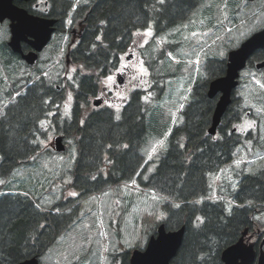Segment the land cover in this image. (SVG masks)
I'll use <instances>...</instances> for the list:
<instances>
[{
	"label": "trees",
	"instance_id": "trees-1",
	"mask_svg": "<svg viewBox=\"0 0 264 264\" xmlns=\"http://www.w3.org/2000/svg\"><path fill=\"white\" fill-rule=\"evenodd\" d=\"M52 1L49 13L38 14L58 18L57 30L61 32L74 0ZM202 1L90 0L71 15L72 24L80 23L81 29L77 43L68 52L77 67V87L73 88L70 117L61 129L73 137L79 151L75 174L81 182L75 181L74 186L86 196L137 178L143 186L165 197L166 217L162 222L166 228L185 226L183 242L172 264H224L222 253L228 246L236 243L246 229L252 233L264 225L263 218L255 217L264 211V168L243 171L236 187L227 184V192L217 190L221 194L217 199L191 201L211 194L214 180L210 176L234 160L240 144L241 136L232 126L239 121L242 105L234 100L222 118L217 136L208 133L217 99L208 96V84L225 74L227 57L211 58L201 77L192 82L189 103L181 113L183 122L174 127L170 145L146 179L141 174L146 161L141 150L148 134L145 91L136 89L126 97L115 96V106L122 111L120 117L115 106L96 108L92 100L100 94L99 81L112 74L123 63L122 56L135 47L138 30L152 28L157 35L173 31L190 19ZM260 1L259 8L264 11V0ZM19 3L32 12L37 10L29 2ZM238 10L235 8V14ZM263 25L264 21L258 28ZM177 32L172 34L176 40L165 44L158 59L165 58L167 50L182 45ZM253 60L249 65L253 66ZM21 64V57L11 50L6 39L0 40V65L11 75H19L23 71L18 67ZM150 64L154 68L159 62ZM34 78L26 75L7 89L9 103L0 119V264L41 259L71 228L79 209L60 208L56 212L53 207H41L27 192L7 187L14 170L41 149L37 137L40 121L66 99L62 90L46 83V76ZM156 79L163 83L168 79L167 72ZM15 93L18 94L13 98ZM109 94L112 96L111 91ZM235 114L238 115L233 118ZM229 198L239 205L231 204ZM130 253L126 250L115 253V257L121 259L120 264H130Z\"/></svg>",
	"mask_w": 264,
	"mask_h": 264
},
{
	"label": "rangeland",
	"instance_id": "rangeland-1",
	"mask_svg": "<svg viewBox=\"0 0 264 264\" xmlns=\"http://www.w3.org/2000/svg\"><path fill=\"white\" fill-rule=\"evenodd\" d=\"M35 2H39L40 9L43 10L45 0ZM74 2L77 6L87 5L90 0ZM259 4V0H203L190 19L173 31L157 35L153 29L138 30L135 34L138 47L135 61L138 57L139 60L133 63L137 65L134 66L135 76L125 73V82H118L117 74L125 72L124 67H121L101 80L99 96L108 101L106 105L115 106V96L128 95L135 88L145 91L148 134L141 150L146 158L145 177L154 172L161 154L167 149L171 131L182 123L181 113L189 101L192 82L201 77L208 61L211 58L227 57L232 48L263 23L264 11L260 10ZM235 8L240 10L237 14ZM79 24L73 25L69 20L65 31L56 34L55 40L41 54L40 63L33 68L27 69L21 64L18 67L23 70L22 73L11 75L0 65V119L5 114L7 89L14 81L23 79L26 75L34 78L39 69L46 75V83L62 86V92L67 96L61 108L52 110L46 119L40 121L37 137L41 149L28 160L32 162L27 161L14 170L7 187L27 192L35 197L41 207H66L65 204L69 201L72 202L68 205H72L64 211L72 209L74 205L80 206L71 228L63 232L42 256V264H120L121 259L115 258V253L144 247L150 235L157 231L156 223L162 222L166 217V199L143 186L137 178L85 199H81V191L74 186L75 181L81 182L73 174L78 168L79 152L73 137L64 134L61 128L66 115L70 114L73 104L72 89L76 87V66L66 56V50L69 45L78 41ZM176 31L182 45L177 49L167 50L165 58L158 59L165 44L176 40L172 39V34ZM2 39H9L7 23L0 24V40ZM130 52L127 51L122 56L123 65ZM153 61L159 62L154 68L150 64ZM163 72H167L168 79L160 83L156 77ZM21 74L22 77H18ZM263 76L264 72L254 73L251 67L243 73L238 93H241L246 102L242 104L241 114L244 120L243 124H237L238 131H250L252 124L255 130L253 134L247 133V142L238 146L234 160L210 176L214 180L215 190L227 192V184L231 188L236 187L238 175L243 171L255 172L264 168ZM162 84L164 88L160 90ZM109 91H112L113 100L108 98ZM246 111L251 112L250 117ZM59 135L63 136V143L66 145L64 152L56 150V138ZM255 217L264 220V211L257 212ZM250 235L251 238L247 236L246 240L256 243L259 238V244L264 239V225L258 226Z\"/></svg>",
	"mask_w": 264,
	"mask_h": 264
},
{
	"label": "water",
	"instance_id": "water-1",
	"mask_svg": "<svg viewBox=\"0 0 264 264\" xmlns=\"http://www.w3.org/2000/svg\"><path fill=\"white\" fill-rule=\"evenodd\" d=\"M18 0H0V22L10 20L11 38L8 45L15 53L28 63L34 64L41 51L51 38L54 31L55 19H49L31 14L26 8L17 4ZM28 1V0H19ZM22 41L28 42L32 50L25 53L22 49ZM259 48H264V28L253 33L240 46L228 53L226 73L213 79L208 88V96L214 97L220 93L217 101L212 124L209 128L211 134H215L221 118L231 103V96L239 84L240 72L246 67L249 57ZM264 67V61L257 64V68ZM101 99L96 101L100 105ZM62 138L58 137L56 149L64 150ZM249 230L246 229L241 238L228 246L222 253L224 264H253L257 258V264H264V241L260 244L259 252L255 243L247 241ZM185 226L177 230L167 231L165 224L158 228L157 235L151 236L145 249L133 250L130 264H172L183 242ZM251 238V237H249ZM19 264H40L37 257L21 261Z\"/></svg>",
	"mask_w": 264,
	"mask_h": 264
},
{
	"label": "flooded vegetation",
	"instance_id": "flooded-vegetation-1",
	"mask_svg": "<svg viewBox=\"0 0 264 264\" xmlns=\"http://www.w3.org/2000/svg\"><path fill=\"white\" fill-rule=\"evenodd\" d=\"M24 2V1H23ZM29 3H30V5H31V8H33V9H35V7L39 10V11H42V12H44V13H49V11L48 10H46L47 8L45 7L46 5H48L49 6V8H50V5H51V3L50 2H48V1H46L45 2V5H44V8H43V10H41L40 9V3L39 2H34V4H31V1L29 0ZM53 8V7H52ZM36 14V13H35ZM46 17H49V18H56V17H50V16H46ZM8 23V22H7ZM56 25V28H58V18H57V23L55 24ZM11 35H9V37H10ZM23 43V48L24 47H28V49H27V51L26 52H28V51H30L31 49H32V47H31V45L28 43V42H26V41H24V42H22ZM22 48V49H23ZM134 49V48H133ZM135 50V49H134ZM24 51V50H23ZM68 55H69V53H68ZM252 58H255V60H253L254 61V64H253V66L251 67V68H253L254 69V73L256 72H258V73H263L264 72V67H262V68H257L256 67V65L258 64V63H260V62H263L264 61V48H261V49H258V50H256L254 53H253V55L251 56V59ZM139 60V57L137 58V60L136 61H138ZM134 61H135V51L134 52H130L129 54H128V56H127V60H126V64H124V65H122V67H124V71L125 72H123V73H118L117 74V76H118V80H120V81H122L123 83L125 82L124 81V77L126 76V74L128 73L129 74V76H131V77H134L135 76V74H136V68L134 67V66H137V65H133V63H134ZM135 61V62H136ZM250 62V61H249ZM121 66V64L119 65V67ZM118 67V68H119ZM118 68L116 69V71L118 70ZM126 73V74H125ZM110 76H111V74H110ZM264 77V76H263ZM263 83V82H262ZM76 84H77V82H75V86H76ZM50 85V84H49ZM52 85V84H51ZM136 89V88H135ZM263 92H264V89L262 90ZM217 98L216 99V103H217V100H218V97H219V94H216L215 96H214V98ZM108 98H110V96H108ZM213 98V97H212ZM106 100H108V99H106ZM233 100H234V102L235 103H237V104H240L241 103V105L243 104V103H245L246 101L244 100V98H243V96L240 94V93H234V95H233ZM232 100V101H233ZM101 102H102V104L100 105V107H102L105 103H108V101L106 102L105 101V99L103 98L102 100H101ZM104 103V104H103ZM188 103H189V101H188ZM187 103V104H188ZM232 104V103H231ZM230 104V105H231ZM216 105V104H215ZM229 105V106H230ZM229 106H228V108H229ZM115 107H117V106H115ZM214 109H215V107H214ZM228 110V109H227ZM213 112H214V110H213ZM233 112H235V110L233 111ZM246 114H247V116L248 117H250V115H251V112H247L246 111ZM233 114H231V116H232ZM238 115V114H237ZM236 114H235V116L233 117V118H235L236 116H237ZM240 115V114H239ZM212 116H213V114H212ZM247 117V118H248ZM243 120H244V117L242 116V114L240 115V118H239V121H235V123L233 124V126H232V130L233 131H235V132H238L239 133V135L241 136V139H240V144H238V145H241L242 143H244V142H247V138L245 139V137H246V135L248 136V132H251L252 134L254 133V130H255V127H253L254 126V124H252V126H251V130L249 131V129H243V130H241V131H238V126H237V124H239V125H241V124H243ZM211 122H212V118H211ZM235 124H236V126H235ZM243 126H245V125H243ZM248 126V125H247ZM246 126V127H247ZM246 127H244V128H246ZM24 130H27V127H26V125L24 126ZM231 130V131H232ZM251 135V134H250Z\"/></svg>",
	"mask_w": 264,
	"mask_h": 264
},
{
	"label": "bare ground",
	"instance_id": "bare-ground-1",
	"mask_svg": "<svg viewBox=\"0 0 264 264\" xmlns=\"http://www.w3.org/2000/svg\"><path fill=\"white\" fill-rule=\"evenodd\" d=\"M209 85V84H208ZM212 193V192H211ZM208 200V199H207ZM196 202H198V201H196Z\"/></svg>",
	"mask_w": 264,
	"mask_h": 264
}]
</instances>
